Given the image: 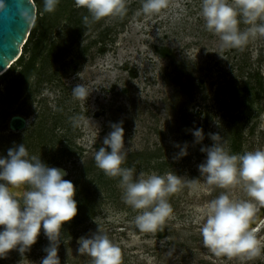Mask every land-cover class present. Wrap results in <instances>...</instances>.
<instances>
[{"label":"rangeland","instance_id":"1","mask_svg":"<svg viewBox=\"0 0 264 264\" xmlns=\"http://www.w3.org/2000/svg\"><path fill=\"white\" fill-rule=\"evenodd\" d=\"M201 2L168 0L160 13L145 15L143 0H125L123 17L85 26L87 10L74 0H60L53 13L34 0L35 26L23 53L0 77V156L24 143L30 156L67 171L77 215L61 230V264H91L78 254L77 241L98 227L121 249V264H264V208L251 225L261 247L252 260L216 256L199 232L201 210L222 192L247 199L239 185L209 190L200 177L197 166L206 158L200 147L213 143L207 134H220L229 154L264 149V38L222 50L204 27ZM77 83L91 91L87 101L73 100ZM17 114L27 119L21 131L9 127ZM74 117H83L78 127ZM121 121L122 167L135 168L136 175L172 172L184 181L168 198L171 216L155 232L136 227L138 212L123 202L119 178L95 164L110 124ZM194 128L203 129V145H192L188 130ZM186 141L189 154L174 160L179 149L173 145ZM47 245L41 228L30 252L14 249L0 264H39Z\"/></svg>","mask_w":264,"mask_h":264},{"label":"clouds","instance_id":"2","mask_svg":"<svg viewBox=\"0 0 264 264\" xmlns=\"http://www.w3.org/2000/svg\"><path fill=\"white\" fill-rule=\"evenodd\" d=\"M59 3L60 0H43V12H55ZM74 4L87 10L88 15L83 17L85 26L126 14L125 0H74ZM167 6L168 0H143L141 11L153 15ZM6 7L5 0H0V12ZM19 14L25 24L35 26L32 10L25 8ZM201 16L205 29L219 38L222 50L242 49L250 39L264 38V0H202ZM241 23L248 26L245 31L240 30ZM90 93L83 83L71 89L76 101H87ZM82 120L83 117L72 118L73 126L78 127ZM122 123L110 124L111 131L94 155L95 164L107 177L119 178L123 202L138 212L136 227L141 232H155L171 216L168 198L180 190L184 181L172 172L136 175L135 168L122 167L127 157ZM188 131L194 138L193 146L203 145L202 128ZM207 135L213 143L200 147L206 154L197 166L200 177L209 190H228L239 185L247 199H233L224 191L205 205L197 221L203 246L216 256L252 260L261 252L256 229L251 225L259 209L264 208V149L229 154L220 134ZM173 147L179 149L174 160L189 154L187 141ZM65 174L40 157L30 156L24 143L14 144L6 156H0V259L14 249L21 255L30 252L42 228L48 245L42 249L46 255L39 264H61V230L77 215L76 188L72 181L64 179ZM77 244L78 254L90 257L91 264H121V249L99 227L81 236Z\"/></svg>","mask_w":264,"mask_h":264},{"label":"water","instance_id":"3","mask_svg":"<svg viewBox=\"0 0 264 264\" xmlns=\"http://www.w3.org/2000/svg\"><path fill=\"white\" fill-rule=\"evenodd\" d=\"M5 3L6 9L0 12V74L7 72L6 69L12 61L18 60L23 44L32 29V26L23 22L20 11L27 8L36 15L34 0H5ZM26 126L27 119L23 115L17 114L11 117L9 122L11 130L21 131ZM63 170L66 173V170Z\"/></svg>","mask_w":264,"mask_h":264},{"label":"bare ground","instance_id":"4","mask_svg":"<svg viewBox=\"0 0 264 264\" xmlns=\"http://www.w3.org/2000/svg\"><path fill=\"white\" fill-rule=\"evenodd\" d=\"M23 45H24V44H23ZM22 48H23V47H22ZM22 53H23V49L21 50V54H22ZM21 54H20V55H21ZM20 55H19V57H20ZM19 57H18V58H19ZM15 60H16V59H15ZM13 64H14V61H12V62L10 63V65H9V67L6 69V71L9 70V69L12 67ZM5 73H6V72H5ZM2 75H4V72L0 74V77H2ZM14 131H16V130H14ZM66 174H67V171H66Z\"/></svg>","mask_w":264,"mask_h":264},{"label":"trees","instance_id":"5","mask_svg":"<svg viewBox=\"0 0 264 264\" xmlns=\"http://www.w3.org/2000/svg\"><path fill=\"white\" fill-rule=\"evenodd\" d=\"M32 28H33V27H32ZM31 32H32V29H31ZM31 32H30V35H31ZM30 35H29V36H30ZM23 46H24V45H23ZM164 52H166V51H164ZM164 52H163V54H164L165 56H168V54H167V53H164ZM9 70H10V69H9ZM7 73H8V71H7Z\"/></svg>","mask_w":264,"mask_h":264}]
</instances>
